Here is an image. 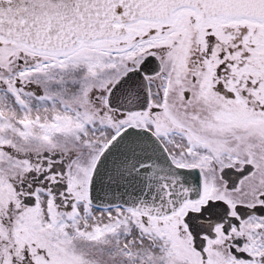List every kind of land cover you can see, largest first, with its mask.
<instances>
[{
    "label": "snow or ice",
    "instance_id": "obj_1",
    "mask_svg": "<svg viewBox=\"0 0 264 264\" xmlns=\"http://www.w3.org/2000/svg\"><path fill=\"white\" fill-rule=\"evenodd\" d=\"M0 264H264V0H0Z\"/></svg>",
    "mask_w": 264,
    "mask_h": 264
}]
</instances>
